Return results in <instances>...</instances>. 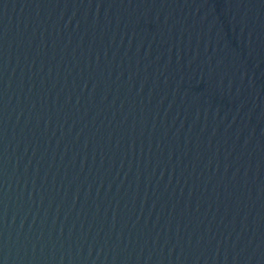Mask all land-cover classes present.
<instances>
[{
	"label": "water",
	"instance_id": "95a60500",
	"mask_svg": "<svg viewBox=\"0 0 264 264\" xmlns=\"http://www.w3.org/2000/svg\"><path fill=\"white\" fill-rule=\"evenodd\" d=\"M0 264H264V0H0Z\"/></svg>",
	"mask_w": 264,
	"mask_h": 264
}]
</instances>
